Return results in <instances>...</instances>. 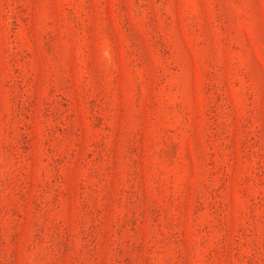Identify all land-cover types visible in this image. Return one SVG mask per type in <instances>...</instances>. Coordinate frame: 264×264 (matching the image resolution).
<instances>
[{
    "label": "rangeland",
    "instance_id": "1",
    "mask_svg": "<svg viewBox=\"0 0 264 264\" xmlns=\"http://www.w3.org/2000/svg\"><path fill=\"white\" fill-rule=\"evenodd\" d=\"M0 264H264V0H0Z\"/></svg>",
    "mask_w": 264,
    "mask_h": 264
}]
</instances>
